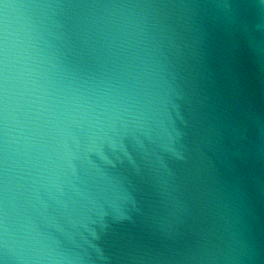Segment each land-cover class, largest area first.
<instances>
[{
  "label": "water",
  "instance_id": "obj_1",
  "mask_svg": "<svg viewBox=\"0 0 264 264\" xmlns=\"http://www.w3.org/2000/svg\"><path fill=\"white\" fill-rule=\"evenodd\" d=\"M0 264H264V0H0Z\"/></svg>",
  "mask_w": 264,
  "mask_h": 264
}]
</instances>
